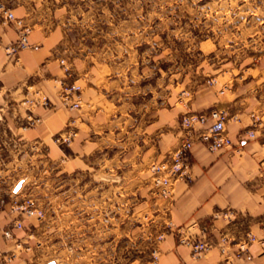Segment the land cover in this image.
<instances>
[{
  "label": "crops",
  "instance_id": "crops-1",
  "mask_svg": "<svg viewBox=\"0 0 264 264\" xmlns=\"http://www.w3.org/2000/svg\"><path fill=\"white\" fill-rule=\"evenodd\" d=\"M99 1L0 0L28 28L29 44L17 61L5 53L19 31L0 12V256L14 255L0 264H116L120 238L127 239L129 253L139 228L145 236L163 233L156 264H264V142L257 134L248 136L253 128L245 107L210 87L194 91L187 111L225 110L234 145L211 152L194 142L190 181L172 182L159 214L151 201L141 200L142 225L136 223L135 203L132 213L121 217L115 210L120 201L112 200V214L105 217L97 211L104 202L95 201V230H82L81 223L74 234L88 245L65 246L63 262L56 263V255L36 242L37 217L11 210L23 179L10 177L21 172L25 158L35 157L28 152L31 146L46 144L50 162L63 155L65 171L94 169L115 176L126 169L138 179L149 176L151 165L181 142L177 118L184 110L173 105V96L169 101L166 70L136 55L134 24L120 18L119 6ZM61 83L80 86L79 109L60 105ZM41 95L47 105L39 101ZM29 117L38 120L31 125ZM69 123L77 128L76 137L60 149L52 138ZM16 220L21 228L14 227ZM189 226L209 244L198 258L174 231Z\"/></svg>",
  "mask_w": 264,
  "mask_h": 264
},
{
  "label": "rangeland",
  "instance_id": "rangeland-1",
  "mask_svg": "<svg viewBox=\"0 0 264 264\" xmlns=\"http://www.w3.org/2000/svg\"><path fill=\"white\" fill-rule=\"evenodd\" d=\"M100 2L105 7L112 4L119 6L120 18L134 24L132 35L136 41V55L150 58L151 64L161 65L166 70L169 101L173 96V105L184 110L177 118L178 123L189 112L187 108L193 100L194 91L199 87H210L226 91L231 96V102L245 107L252 120L253 133L264 142V0ZM63 67L68 70L64 64ZM63 84L71 83H61L58 101ZM42 96L39 97L41 102ZM76 129L67 124L53 136V143L60 149L69 146L76 137ZM65 130L74 132L71 141H55ZM29 149V154L35 157L25 158L24 168L10 178L23 179V185L17 191L18 198L31 199L42 212L40 217L36 216L33 227L38 235L36 242L56 255V263L63 262L65 255L60 249L65 246L79 248L88 245L85 239H79L74 234L81 230V223L82 230H95V201L104 202L103 208L98 206L97 211L103 210L105 217L112 214V200L120 201L115 210L121 217L132 213L135 203L136 223L140 226L145 215L140 201L147 198L157 209L154 214H159L158 208L167 199L160 193L152 166L168 157L153 163L149 176L132 179L126 169H121L120 174L115 176L96 174L94 169L65 171L63 155L50 162L46 144H36ZM65 232L73 233L72 237L65 236ZM158 235L145 236L142 228L137 229L130 239L129 253L127 239L121 237L119 255L114 257L116 264H156L157 243L161 240ZM46 258L51 257L47 255ZM49 264H54V260Z\"/></svg>",
  "mask_w": 264,
  "mask_h": 264
},
{
  "label": "built area",
  "instance_id": "built-area-1",
  "mask_svg": "<svg viewBox=\"0 0 264 264\" xmlns=\"http://www.w3.org/2000/svg\"><path fill=\"white\" fill-rule=\"evenodd\" d=\"M0 12L3 14L4 18L12 23L19 31L17 40L5 47V53L17 61L18 52L29 46L27 40L28 28L24 26L21 18L14 16V14L6 9L1 2ZM59 101L62 105L71 109L79 108L80 86L75 83L63 84L59 92ZM42 102L46 105L48 104L47 97L44 95L42 96ZM35 120L38 119L29 117V123L31 125L36 122ZM226 122L227 112L219 108H209L201 112L189 111L182 116L180 120L182 131L180 144L168 155V158L164 162L152 166V171L157 177V184L160 186V193L163 196L169 197L171 195L173 181H190V150L194 142H203L206 148L211 152L234 145L232 139L228 135ZM73 134V131L65 130L55 138V141L70 142ZM247 134L249 137H254L253 131H248ZM11 205V210L18 211L27 216L40 217L42 215V212L33 205L32 200L29 198H14ZM22 226L21 221L16 220L14 222V227L21 228ZM168 227H170V225ZM191 229L192 226L179 227L174 231L179 243L188 246L191 256L198 258L209 248V244L203 233L200 235L191 233ZM3 235L6 238L10 237V230H3ZM162 238L163 233H160L158 239ZM251 239H253V237ZM13 256L14 255L0 256V263ZM155 259L157 260V256H155Z\"/></svg>",
  "mask_w": 264,
  "mask_h": 264
},
{
  "label": "water",
  "instance_id": "water-1",
  "mask_svg": "<svg viewBox=\"0 0 264 264\" xmlns=\"http://www.w3.org/2000/svg\"><path fill=\"white\" fill-rule=\"evenodd\" d=\"M20 187V183L17 185L16 190Z\"/></svg>",
  "mask_w": 264,
  "mask_h": 264
}]
</instances>
